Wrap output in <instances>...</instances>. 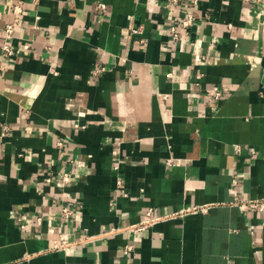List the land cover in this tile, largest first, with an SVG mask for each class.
<instances>
[{"label": "crops", "instance_id": "crops-1", "mask_svg": "<svg viewBox=\"0 0 264 264\" xmlns=\"http://www.w3.org/2000/svg\"><path fill=\"white\" fill-rule=\"evenodd\" d=\"M11 19L0 264H264V211L234 203L264 198V0H0V49ZM150 208L188 211L130 230Z\"/></svg>", "mask_w": 264, "mask_h": 264}, {"label": "built area", "instance_id": "built-area-1", "mask_svg": "<svg viewBox=\"0 0 264 264\" xmlns=\"http://www.w3.org/2000/svg\"><path fill=\"white\" fill-rule=\"evenodd\" d=\"M174 2H177L178 0H173ZM98 8L105 10L106 9V4L104 2H100L98 4ZM23 6L21 3L17 4L16 6H14L13 8V13L14 15H16V17H19V15L22 13L23 11ZM15 17V18H16ZM178 24V20L176 22ZM176 23H174L171 27L172 30V34H173V39L174 40H178L181 38L180 33L178 32V26L181 25L183 28L185 29H191V27H193L196 23V15L193 13V11H187L185 12L183 15H181V18L179 20V24L177 25ZM18 27V21L16 19H11L5 27L4 30V39L3 42L1 44V55L6 58L9 59L12 55L15 54V47H14V43H13V39L15 38V32L16 29ZM133 32H139V29L134 28ZM105 70V67H100L97 68L94 72V74H98L100 72H103ZM209 97L211 99L212 102H218L222 99L223 97V90L221 89L220 86L215 85L213 87H210L207 90ZM8 130V128H4L2 135H5L6 131ZM59 145H62L61 142L58 143ZM166 163L169 166H173L176 161L173 158H168ZM68 177V173L65 172L64 173V180H66ZM48 181H52V178H48ZM235 204H239V203H246L248 204L252 209H256V210H260V211H264V198L263 199H256V200H241L238 197L235 198L234 200ZM201 209H205V207H202ZM193 210H198L197 208H194ZM188 210L186 211H180V212H176L170 215H165V216H156L154 215V210L152 208L148 209L145 215V218L143 220H141L139 223L128 227L130 230H140L143 229L145 227H148L150 225H153L165 218H169V217H173V216H178V215H182L184 213H186ZM63 215H65L66 218H70L73 214V208H71L70 206H66L63 208L62 210ZM120 230H124V229H111L109 231L106 232V234H110V233H115L117 231ZM93 235H86L85 239L86 240H91L93 239ZM67 241H61L58 242L57 245H55L56 248H61V247H65L67 246ZM133 248V246L131 244H128L126 246V251L129 252L131 249Z\"/></svg>", "mask_w": 264, "mask_h": 264}]
</instances>
